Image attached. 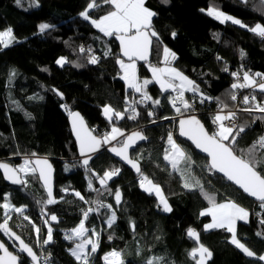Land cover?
Here are the masks:
<instances>
[{
  "label": "trees",
  "instance_id": "16d2710c",
  "mask_svg": "<svg viewBox=\"0 0 264 264\" xmlns=\"http://www.w3.org/2000/svg\"><path fill=\"white\" fill-rule=\"evenodd\" d=\"M35 1L36 7L29 5L33 0H21L19 5L16 0H0V31L11 28L15 38L22 40L7 48L0 47V161L15 166L22 158L32 159V153L50 160L55 170L52 193L57 203H44L47 195L37 174L28 175L27 186L20 188L6 186L0 175V194L7 196L13 206L23 207L24 214L43 231L47 221L52 229V242L43 246L52 251L53 264H74L70 249L78 242L66 240L65 234L79 224L83 212L92 208L93 201L111 205L116 220L108 226L106 220L111 211L107 207L96 209L88 216L85 227L89 231L97 230L99 238V247L91 264H104L102 257L112 250L122 253L125 264H145L151 257L162 258L161 264H195L189 256L191 249L197 246L187 236L190 227L198 232L200 242L212 252L207 264H264L229 243L230 235L225 229L204 231L209 217L199 213L209 206L208 202L199 191L186 190L180 176L173 173L164 160L167 143L164 142L173 124L171 118L180 116L169 102L175 93H163L155 83H150L146 91L153 100L161 103L153 107L148 101L143 109L137 103L141 100L140 95L128 89L120 79L116 63L120 58L113 36H104L79 15L88 0ZM99 2L100 7L90 12L94 19L111 10L110 5L103 4L102 0ZM145 6L156 13L152 28L159 41L152 38L150 62L137 63L139 81L151 80L147 64H162V50L169 48L177 57L172 65L194 81L203 95L211 98L205 100L207 108L201 109L203 116L199 117L211 134L214 129L210 113L218 108V103L227 105L226 109L233 107L231 85L237 81L231 73L243 66L250 74H264V39L248 31L247 27L220 23L205 11L215 7L248 27L257 23L264 25V0H167V3L146 0ZM40 23L50 27L37 34ZM61 26L72 33L64 36ZM81 46L85 50L83 53ZM88 52L99 58V62L89 63ZM60 57L67 61L61 67L56 65ZM225 66L227 72L223 70ZM252 94L258 103L264 102V93L253 89ZM193 97L200 98L185 92L189 103ZM64 104L70 111H78L89 129L101 138L113 126L120 128L124 135L140 131L146 137V143L131 151L130 157L138 158L142 173L161 187L172 211L164 212L155 196L140 188V177H134L112 159L106 149L89 163L91 171H86L71 137L67 122L69 114ZM105 105L123 113V118L114 117L110 122L102 113ZM133 109L136 118L128 119ZM149 111L154 115L149 116ZM190 111L182 108L184 115ZM205 112L209 114L206 116ZM258 115L264 114L236 115L238 126L247 125L237 138L238 154H243V150L264 134V121L253 123V117ZM175 140L190 154L192 174L201 180L207 191L216 195L217 202L231 199L249 211L248 223H237L238 239L256 257L264 253V238L257 235L264 233V225L260 224L264 211L259 208V203L247 198L223 178L209 173L204 168L206 160L176 133ZM262 151L257 149V158ZM113 168H119V174L108 180L106 188L101 187L97 177ZM258 170L264 171V165ZM89 181L92 182L91 190ZM117 189L121 193L119 204L115 200ZM75 192H79L84 200L77 198ZM3 210L0 208V223L4 221ZM51 215L57 220L52 221ZM18 220L23 223L20 229L15 228ZM8 226L28 245L34 247L37 244L32 224L21 215L14 214L8 220ZM0 239L12 253L21 256L1 231ZM21 262L29 264L25 258L19 264Z\"/></svg>",
  "mask_w": 264,
  "mask_h": 264
},
{
  "label": "snow or ice",
  "instance_id": "6c2138e0",
  "mask_svg": "<svg viewBox=\"0 0 264 264\" xmlns=\"http://www.w3.org/2000/svg\"><path fill=\"white\" fill-rule=\"evenodd\" d=\"M163 2L167 3V0H163ZM16 3L19 5L21 0H16ZM33 3H35V0H33ZM102 3L110 5L111 10L101 15L99 18L94 19L90 15L92 10L100 7L99 0H88L86 7L79 15L84 20L89 21L91 25L104 36H115V39L119 41L121 55L126 57L128 61L127 63H125L123 59H117L116 61L122 73L120 79L124 80L127 88L141 95L142 99L137 101V103L142 104L151 101L153 107L161 103L160 100H153L146 91L147 85L153 82L159 85L161 92L171 91L175 93L174 96L170 97L169 102L172 104L176 113L181 117H184L182 108L184 111L192 108V105L185 99V92H192L193 94L199 95L201 103L211 99L200 92L199 87L194 81L171 66L172 61H175L177 57L176 54L167 47L163 48V58L160 61L165 67H157L149 64V71L152 73V79L139 81L137 77L136 61L142 60L147 62L153 44L152 38L155 37L156 40L159 41L157 32L152 28V18L156 13L145 6L146 0H102ZM201 11L205 10L201 9ZM206 14L218 20L220 23L231 22L242 28L247 27L248 31L264 39V25L260 23L248 27L239 19L226 15L215 7H209L206 10ZM49 27L50 25L46 23L39 25L41 32H44ZM172 36L175 37L176 33L173 32ZM15 40L16 38L11 28L0 31V46L3 48L9 47ZM80 51L83 53L85 50L81 48ZM107 54L106 52L105 55ZM240 55L243 57L244 53L241 52ZM217 59L219 60L220 57H217ZM66 62L65 58L56 61V63L61 66ZM88 62L95 64L98 62V58L94 55H90ZM223 70L227 72V66H225ZM231 75L238 81L231 85L233 91L230 93V98L232 101L237 100L235 91L237 89L251 88L264 93V74L259 72L249 74L245 71L243 72L242 82H239L241 78L237 73L233 72ZM257 77H259V81ZM177 81L179 83H177ZM53 91H55V89H53ZM57 95H61V98H63L61 93L57 92ZM241 103L246 107L240 109V111L248 112L249 114L254 112L264 114V102L258 103L255 95H244ZM218 107L219 112L212 118V122L216 127L211 134L206 130L199 119L194 115H189L179 120V135L190 140L197 149L206 153L208 160L204 168H206L209 173L222 174L224 179L259 202V208L264 211V171L258 170L261 165H264V151L261 152L260 158L256 156L258 148L264 150V135L259 136L249 148L243 150V154H238L236 149L237 138L245 131L247 125L238 126L235 123L237 114L234 111L221 114L225 112L227 105L218 103ZM129 108H131V105H129ZM65 111H68L69 117L71 118L72 131L79 144L80 154L82 157H85L82 161V165L85 167L86 171H91L88 167L89 160L92 158L89 153L98 152L102 145L110 144L112 141L117 140L118 137L124 136V132L120 128L113 126L111 132L104 134L102 138H98L85 126L84 120L79 113L70 111L67 106H65ZM125 111H128V109H125ZM132 111L133 115L128 116V119L136 118L137 113H135L134 109ZM103 113L110 122L112 121L113 114L116 119L123 118V113L115 111L108 105L103 107ZM25 115L28 116L29 119L31 118L27 113ZM148 115L153 116L154 112L149 111ZM164 119H168V117H164ZM256 120L264 121V115L254 116L253 123ZM225 121L229 123H225ZM144 139H146V137L142 135L141 132H134L127 136L119 147H110L109 151L120 157L121 160L130 165L131 168L140 175V187L150 195L153 193L156 195L159 204L162 205L163 211L171 212L172 208L164 197L161 187L142 173L138 158L133 160L129 157V148H131L136 141ZM32 156L35 158L25 159L23 164L18 168L10 167L8 163H0V170L3 171V178L12 184L27 186V181L23 176L38 173L39 179L43 182L44 188L47 191V199L44 203H57L53 198L51 190V165L48 163L47 159L37 157L36 153H32ZM163 158L167 164L170 165L172 172L180 176L183 182L182 186L186 190L199 191L200 195L208 202L209 206L199 213L200 216L211 217V223L205 224L204 230L225 229L227 232L231 233L229 243L233 244L244 255L253 257L255 253L246 247L245 244L241 243L237 236V222L243 221L244 223H248L249 211L231 199L224 202H217L216 195L207 191L201 183V180L192 174V158L190 154L177 143L172 132H169L167 135V147L164 149ZM119 172V168H113L110 171H105L103 176L97 177L101 187L106 188L108 180L118 175ZM21 174H23V176ZM92 175L95 176L96 173L93 172ZM89 189H92L91 181H89ZM74 195L84 200V197L81 196L79 192H75ZM3 199L4 203L0 204V208L4 209V221L0 223V231H3L5 235H8L14 241L18 242V252L26 253L31 259V264H40V261L46 259V257L38 256L33 251V248L26 244L19 235L13 233L8 226L11 212L21 215L23 219L30 224L32 221L27 215H24V208L14 207L8 201L7 196ZM115 200L117 204L121 202V193L119 189L115 191ZM92 203L96 204L98 202L93 201ZM98 206L107 207L109 211H111L112 208L111 205H104L102 202H100ZM94 210L95 209L91 207L85 210L83 212V219L80 220L79 224L71 229L70 234H65L66 240L72 242L79 241L75 243L74 248L70 249V254L75 258L77 264H91V258L99 247L97 232L93 230L91 237L86 235L89 229L85 227V221L89 213ZM50 219L56 221L57 217L51 215ZM115 220L116 214L114 211H111V215L106 220L108 226L111 227ZM45 223L47 224V221H45ZM260 224L264 225V218L260 219ZM33 229L39 234V228L33 225ZM257 235L264 238V233L258 232ZM187 236L196 241L197 245L191 249L189 256L195 261V264H207V261L212 257V252L200 242L198 232L190 227L187 229ZM111 238L110 236L109 239ZM51 242L52 229L49 228L47 238L43 239L42 244L47 245ZM37 246H42L39 240L37 241ZM89 246L90 250H88ZM0 252L3 253L0 255V264H18V261H20V257L9 252L2 243H0ZM102 259L104 264H125L122 253L117 250L106 253ZM258 259L264 261V255H260ZM161 261L162 258L160 257H151L145 261V264H161Z\"/></svg>",
  "mask_w": 264,
  "mask_h": 264
},
{
  "label": "water",
  "instance_id": "95a60500",
  "mask_svg": "<svg viewBox=\"0 0 264 264\" xmlns=\"http://www.w3.org/2000/svg\"><path fill=\"white\" fill-rule=\"evenodd\" d=\"M113 38H114V41H115V43L117 44V46H118V54H119V58L120 59H123L125 62H128L127 61V58L126 57H123L122 55H121V51H120V43H119V41L118 40H116L115 39V36H113ZM152 47H153V44H152ZM152 47H151V51H150V55H149V58H148V61L147 62H145V61H142V60H139V61H136V63H143V64H146V63H149L150 62V60H151V55H152ZM73 112H77V113H79L78 111H73ZM80 114V113H79ZM80 116L82 117V115L80 114ZM187 116H189V115H187ZM187 116H184V117H187ZM184 117H179L177 120H176V134H177V137L181 140V141H183V142H186V143H188L194 150H195V152L199 155V156H201L202 158H204L206 161L208 160V157H207V155H206V153H203V152H201L199 149H197L196 147H195V145H193L192 144V142L190 141V140H187L185 137H181L180 135H179V120L181 119V118H184ZM83 118V117H82ZM197 118V117H196ZM198 119V118H197ZM83 120H84V118H83ZM67 122H68V125H69V129H70V133H71V137H72V139H73V141H74V143H75V147H76V150H77V154H78V157L80 158V159H82V161H83V159H85V157H82L81 156V154H80V151H79V144H78V142H77V140H76V136H75V134L73 133V131H72V121H71V118L69 117V115L67 116ZM202 123V122H201ZM84 124H85V126L89 129V127H88V125L86 124V121L84 120ZM90 130V129H89ZM91 131V130H90ZM134 132H137V131H133V132H130V133H128V135H126V137L127 136H129V135H131L132 133H134ZM140 132V131H139ZM92 134L94 135V136H97L95 133H93L92 132ZM98 138H101V137H99V136H97ZM126 137L124 138V139H126ZM143 143H146V139H144V140H138V141H136V143L131 147V148H129V150H128V154H129V157H130V153H131V151H133V150H135L136 149V147L137 146H139V145H141V144H143ZM114 145H106V146H104L103 147V145L100 147V149H99V151L98 152H95V153H89V155L92 157L90 160H89V163L97 156V154L98 153H100L102 150H104V149H106L107 151H108V153H109V155L111 156V158L112 159H114L115 161H117V162H119L121 165H123L125 168H127L132 174H133V176L134 177H136V178H139L140 177V175L134 170V169H132L131 168V166L130 165H128V164H126L123 160H121L120 159V157H118V156H116V155H114L111 151H109V148L110 147H113ZM116 147H119V146H116ZM35 157H33L32 159H34ZM39 158H42V157H39ZM131 158V157H130ZM44 159H46V158H44ZM132 159V158H131ZM47 161H48V163L51 165V168H52V171H51V190L53 189V181H54V174H55V170H54V167L52 166V163H51V161L50 160H48L47 159ZM0 163H8V162H5V161H0ZM9 164V166L10 167H14L15 168V166L14 165H12V164H10V163H8ZM140 166V165H139ZM37 175H38V173H36ZM214 174H216V175H218L219 177H221V178H223L222 177V174H220V173H214ZM0 175H1V177H2V179H3V182H4V184L6 185V186H10V187H16V188H20L22 185H18V184H12V183H10L9 181H7V180H5L4 178H3V171L2 170H0ZM39 177V176H38ZM224 179V178H223ZM40 180V179H39ZM224 181L225 182H227V183H230L231 184V182H229V181H227L226 179H224ZM40 184H41V186L43 187V189H44V191H45V193H46V195H47V191L45 190V188H44V185H43V182L40 180ZM231 185H233V184H231ZM234 187H236L237 188V186H235V185H233ZM238 190H240L247 198H249L250 200H252V201H254V202H257L253 197H249L246 193H244L241 189H239V188H237ZM257 203H259V202H257ZM10 228V227H9ZM10 230L13 232V233H15L16 235H18L15 231H13L11 228H10ZM3 234H4V236L6 237V239H7V241L15 248V250L18 252V248H19V244H18V242H16V241H14L11 237H9L8 235H5V233L3 232V231H1ZM22 239V238H21ZM23 240V239H22ZM195 243H196V241H194ZM0 243H2V244H4L5 245V243L0 239ZM27 244V243H26ZM30 246V245H29ZM5 247L7 248V246L5 245ZM30 247H32V246H30ZM33 248V247H32ZM8 249V248H7ZM8 251L9 252H11L9 249H8ZM33 251H34V249H33ZM35 252V251H34ZM12 253V252H11ZM19 254H21L25 259H26V261L29 263V264H31V259L27 256V254L26 253H20V252H18ZM3 253L2 252H0V255H2ZM13 255H15L14 253H12ZM208 261H210V260H208ZM207 261V262H208ZM18 264H19V261H18Z\"/></svg>",
  "mask_w": 264,
  "mask_h": 264
},
{
  "label": "built area",
  "instance_id": "2783aa9c",
  "mask_svg": "<svg viewBox=\"0 0 264 264\" xmlns=\"http://www.w3.org/2000/svg\"><path fill=\"white\" fill-rule=\"evenodd\" d=\"M81 48H83V46H81L80 47V49ZM84 49V48H83ZM88 55L90 56V55H92V53L91 52H88ZM98 62H99V58H98ZM243 72H245V70H244V68H243V66H240V68H239V70H237V71H235V73H237L238 74V76L241 78L240 80H239V82H242V74H243ZM247 72V71H246ZM249 74H250V72H248ZM235 79V78H234ZM236 80V79H235ZM257 80L259 81V78L257 77ZM237 81V80H236ZM238 82V81H237ZM236 91V95H237V100L236 101H233V107L232 108H230V109H225V112L224 113H221V114H226L228 111H234V112H236V114L238 115V114H249L248 112H244V111H240V109H242V108H244V107H246L245 105H243L242 103H241V100H242V98H243V96L244 95H249V94H251V95H253L252 94V91H253V89H251V88H246V89H237V90H235ZM190 104L192 105V108H190L191 109V111H190V114H188V115H194L195 117H197L198 119H199V117L200 116H203V113L201 112V109H203V108H205L207 105V103H206V101H204V103H201L200 102V98H192V101L190 102ZM139 105H141V107L143 108V109H145L146 107H147V103L145 102V103H139ZM64 107L66 106L65 104L63 105ZM197 106L200 108V109H198L197 108ZM207 108V107H206ZM219 112V107L216 109V110H214V111H212L211 113H210V117H211V123L213 124V122H212V118H213V116L215 115V114H217ZM206 113V116L209 114V113H207V112H205ZM252 114H258V113H252ZM130 115H133V112H131L130 113ZM178 117H173V118H171V120H172V122H173V124H172V126L169 128V132H172L173 133V137H174V139H175V133H176V119H177ZM157 122H159V121H157ZM225 123H229L228 121H225ZM235 123H236V120H235ZM215 125L213 124V129H215ZM168 132V133H169ZM264 135V134H263ZM125 137V135L124 136H122V137H120L119 139H117L116 141H114L113 143H111V144H116L117 146H120V144H121V142L123 141L122 139ZM167 142V138H166V140H165V142H164V144ZM259 149V148H258ZM117 176V175H116ZM106 197H109V194L106 196ZM99 203L100 202H98V203H96V204H94L93 203V205H92V208L93 209H101L102 207H100V206H98L99 205ZM41 210V214H42V212H43V208H41L40 209ZM94 210V211H95ZM23 227V223L22 222H19L18 224H16L15 225V228L16 229H20V228H22ZM41 245L42 246H37V244H35L34 245V247H36V250H37V255L38 256H43V257H46V259H42L41 261H40V264H53V262L55 261V257L53 256V254H52V251L50 250V249H48V248H46L45 246H43V244L41 243ZM89 249H90V247H89ZM88 249V250H89ZM22 259H24V257L21 255L20 256V260H22ZM71 260L73 261V263L74 264H77V262H76V260H75V258L71 255ZM92 260H93V258H91V262H92Z\"/></svg>",
  "mask_w": 264,
  "mask_h": 264
},
{
  "label": "rangeland",
  "instance_id": "374dc122",
  "mask_svg": "<svg viewBox=\"0 0 264 264\" xmlns=\"http://www.w3.org/2000/svg\"><path fill=\"white\" fill-rule=\"evenodd\" d=\"M28 2H29V0H27ZM99 1H101V0H99ZM29 5H31V6H34V7H36L37 6V2L35 1V3H30L29 2ZM206 12V11H205ZM227 15V14H226ZM213 18V17H212ZM231 23V22H230ZM40 24H42V23H40ZM39 24V25H40ZM39 25H38V29H37V34L38 33H41V31H40V29H39ZM96 29V28H95ZM6 30V29H5ZM60 30L63 32V34H64V36H67V35H70L71 33H72V31H69V30H67V29H65V27L64 26H61L60 27ZM22 40L21 39H17L16 38V40H15V42L14 43H12V44H15V43H18V42H21ZM1 48H3L2 46H0ZM61 58H63V57H60V58H58V60L59 59H61ZM163 58V57H162ZM173 62V61H172ZM125 63H127V62H125ZM65 64V63H64ZM63 64V65H64ZM56 65H58L59 67H61V65H59V64H57L56 63ZM119 66V65H118ZM154 66H156V65H154ZM171 66L172 67H174L173 65H172V63H171ZM157 67H165V65L162 63V64H160L159 66H157ZM136 69H137V72H138V66H137V63H136ZM147 69H148V71H149V64H147ZM119 71H120V68H119ZM149 73H150V77H151V79H152V73L149 71ZM120 75H122V73L120 72ZM137 77H138V73H137ZM259 78V77H258ZM124 81V80H123ZM125 83V82H124ZM153 83H155V82H153ZM177 83H179L178 81H177ZM156 84V83H155ZM158 87H159V85L158 84H156ZM125 86L127 87V85L125 84ZM129 89V88H128ZM159 89H160V87H159ZM169 92V91H168ZM134 93H136V92H134ZM163 93H166V92H163ZM136 94H139V93H136ZM140 95V94H139ZM140 97H141V95H140ZM140 99H142V97L140 98ZM102 113H103V109H102ZM103 115H104V113H103ZM105 116V115H104ZM184 116H186V115H184ZM116 141V140H115ZM114 142V141H113ZM112 142V143H113ZM178 143V142H177ZM181 145V144H180ZM165 147H167V143H166V146ZM25 159H29V158H22V159H20V162L18 163V164H16L15 165V168H18L21 164H23V161L25 160ZM2 161V160H1ZM22 176H23V174H21ZM28 175H33V174H28ZM28 175H26V176H23V178L26 180V177L28 176ZM141 188V187H140ZM142 189V188H141ZM143 190V189H142ZM144 191V190H143ZM145 192V191H144ZM145 193H147V194H149L148 192H145ZM5 196L3 195V194H0V204H2V203H4V198ZM158 205L162 208V205H160L159 204V200H158ZM15 207V206H14ZM23 208V207H22ZM4 211V210H3ZM165 212V211H164ZM92 213V212H91ZM91 213H89V215L91 214ZM17 215V216H19L20 217V215L19 214H17V213H15V212H11L10 213V217H12L13 215ZM25 215V214H24ZM11 219V218H10ZM82 219H83V214H82ZM19 222H21V220H18ZM86 222V221H85ZM107 223V222H106ZM30 224V223H29ZM32 226L33 225H35V227L36 228H39L40 229V232H39V234H37L36 233V231L33 229V231H34V235H35V237H36V240L38 241H40V244L42 243V241H43V239H46L47 238V233H48V229L49 228H51L50 227V225L47 223H45L44 224V226H45V232L46 233H44V231H43V229L42 228H40V226H38L37 224H35V223H33V221H32ZM206 224H208V222L206 223ZM203 229H204V227H203ZM95 231V232H97V230H95V229H92V230H90L86 235H88L89 237H91V233H92V231ZM205 231V230H204ZM70 232H71V230L68 232V234H70ZM98 233V232H97ZM44 234H45V236H44ZM4 235V234H3ZM7 240V239H6ZM77 242H79V241H77ZM90 247V246H89ZM33 249H34V251H35V253L37 254V250H36V247H33ZM90 250V249H89ZM94 255V254H93Z\"/></svg>",
  "mask_w": 264,
  "mask_h": 264
},
{
  "label": "crops",
  "instance_id": "0c3cea01",
  "mask_svg": "<svg viewBox=\"0 0 264 264\" xmlns=\"http://www.w3.org/2000/svg\"><path fill=\"white\" fill-rule=\"evenodd\" d=\"M151 65H155V64H151ZM122 80V79H121ZM123 81V80H122ZM124 82V81H123ZM187 93V92H186ZM115 117V115L113 114V118ZM116 118V117H115ZM112 129V128H111ZM109 132H111V130L109 131ZM109 132H106V133H109ZM105 133V134H106ZM104 136V135H103ZM120 137H118L117 139H119ZM113 142V141H112ZM111 142V143H112ZM110 143V144H111ZM105 145H109V144H105ZM152 195H154L155 196V198L157 199V197H156V195L153 193ZM157 201H158V199H157ZM226 201V200H225ZM224 202V201H223ZM166 213H168V212H166ZM110 215H111V212H110ZM109 215V216H110ZM207 217H209V222L208 223H211V217L210 216H207ZM249 219V218H248ZM238 222H243V221H238ZM237 222V223H238ZM244 223V222H243ZM211 230H216V229H211ZM211 230H208V231H211ZM45 231V230H44ZM46 233V232H45ZM229 233V232H228ZM229 235H230V239H231V233H229ZM44 236H45V234H44ZM261 255H264V253H262ZM259 257V256H258ZM258 257H256L255 255L253 256V257H250V258H257L258 259ZM263 263H264V261H262Z\"/></svg>",
  "mask_w": 264,
  "mask_h": 264
},
{
  "label": "clouds",
  "instance_id": "9594fccd",
  "mask_svg": "<svg viewBox=\"0 0 264 264\" xmlns=\"http://www.w3.org/2000/svg\"><path fill=\"white\" fill-rule=\"evenodd\" d=\"M186 116H187V115H186ZM179 117H181V116H179ZM179 117H178V118H179ZM178 118H177V119H178ZM177 119H176V120H177ZM171 121H172V120H171ZM175 124H176V123H175ZM125 136H126V135H125ZM109 145H113V144H109Z\"/></svg>",
  "mask_w": 264,
  "mask_h": 264
}]
</instances>
